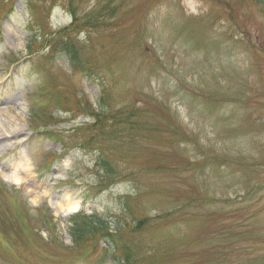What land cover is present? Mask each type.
<instances>
[{
  "label": "rangeland",
  "instance_id": "1",
  "mask_svg": "<svg viewBox=\"0 0 264 264\" xmlns=\"http://www.w3.org/2000/svg\"><path fill=\"white\" fill-rule=\"evenodd\" d=\"M30 1L38 13L0 0V137L17 133L0 139V264H124L97 232L72 244L66 212L45 210L65 190L138 250L128 264H264V2L110 0L107 24L83 30L69 0ZM96 1L75 0L79 16ZM64 37L78 61L56 57ZM49 76L72 114L34 94ZM111 151L114 176L96 165Z\"/></svg>",
  "mask_w": 264,
  "mask_h": 264
},
{
  "label": "trees",
  "instance_id": "2",
  "mask_svg": "<svg viewBox=\"0 0 264 264\" xmlns=\"http://www.w3.org/2000/svg\"><path fill=\"white\" fill-rule=\"evenodd\" d=\"M251 1V0H250ZM256 3H263L264 0H252ZM69 4L66 6V10L70 13V16H72L73 20V27L76 28H82L83 30H89L91 28H97L101 27L107 24L106 17H109L114 14L113 11V5H110V0H105L100 3V0L96 1V4H93V7L91 10L87 11L84 15H80L77 13V6L75 5V0H69ZM68 51V59L77 60V55L79 54L78 50H71L70 48L66 49ZM66 57V54H65ZM47 87L49 90H57L58 87L55 86L50 80L47 81ZM54 104L59 107L68 106V103L64 98H58L56 97L54 99ZM103 165L106 167L105 170L108 171L112 175L113 169L108 167L107 164L103 163ZM115 174V171H114ZM84 222H74L73 227H71V230L73 229L74 232L77 231L78 228L84 226Z\"/></svg>",
  "mask_w": 264,
  "mask_h": 264
},
{
  "label": "bare ground",
  "instance_id": "3",
  "mask_svg": "<svg viewBox=\"0 0 264 264\" xmlns=\"http://www.w3.org/2000/svg\"><path fill=\"white\" fill-rule=\"evenodd\" d=\"M16 134L17 133H15L13 131H9L2 138L0 137V139L7 138V137L9 138V137H12ZM20 161H21V159H20ZM27 168L28 167H26V165L21 164L20 162H17L15 165H12V167L10 168L11 171H10L9 179L16 184L18 182H21L22 177H20L21 174L17 171V169L27 171L29 169V168L28 169ZM28 178H29V176H28ZM31 180H33V179L31 178ZM44 193H45V191H44ZM54 199L57 200L55 207L59 210H64L66 213L68 211L75 210L79 206V200L72 198L68 192L56 194Z\"/></svg>",
  "mask_w": 264,
  "mask_h": 264
}]
</instances>
